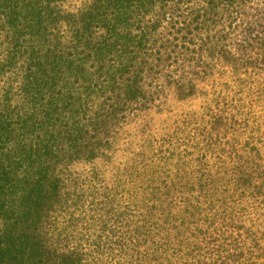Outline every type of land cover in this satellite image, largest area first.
I'll use <instances>...</instances> for the list:
<instances>
[{"label": "trees", "instance_id": "obj_1", "mask_svg": "<svg viewBox=\"0 0 264 264\" xmlns=\"http://www.w3.org/2000/svg\"><path fill=\"white\" fill-rule=\"evenodd\" d=\"M254 1L0 0V264H264ZM164 76L202 104L113 162Z\"/></svg>", "mask_w": 264, "mask_h": 264}, {"label": "rangeland", "instance_id": "obj_2", "mask_svg": "<svg viewBox=\"0 0 264 264\" xmlns=\"http://www.w3.org/2000/svg\"><path fill=\"white\" fill-rule=\"evenodd\" d=\"M85 2V0H66L64 6L69 11H75L78 8L82 6V4ZM257 7H261V3L258 1H254V4L251 5L250 9L248 11L254 13L256 12L255 9ZM247 13H250L248 12ZM256 14V13H254ZM249 16L246 20H254L257 15H247ZM250 18V19H249ZM219 68V67H217ZM222 68H227L226 65H222ZM165 85L164 94L160 97L159 101L157 102V105H159L158 109L161 110L160 113H155V109H153L151 112L139 116L137 118H134L130 121L129 124L123 127L122 130V136H120L119 144L117 145V150L119 151V154H121L118 158L115 157L113 159V162L115 161H124L126 158L124 156H127L128 152H124L123 150H127V143L126 141L131 140L134 144L139 142L140 137L134 136L136 130L139 129L140 124L143 121L150 120L151 124V133L155 134V136H160L162 132L169 130L172 127V122L176 120L179 117V114L189 112V111H195L200 104H202L203 99L202 98H195L192 100H188L185 102H179L176 100L175 95L173 94V90L170 87V85H166V79L164 78L160 79V83ZM202 88L208 89V84L200 85ZM126 134H129L126 136ZM142 140V139H141ZM123 149V150H122ZM113 165V164H112ZM112 165L108 163H104L102 161H97L95 164L88 165V164H78L74 165L71 168L72 172H89L90 170H100L101 172H105V174L110 175V172L112 171Z\"/></svg>", "mask_w": 264, "mask_h": 264}]
</instances>
